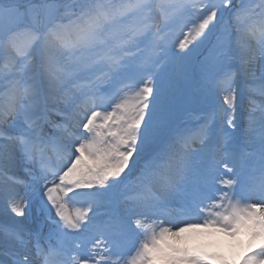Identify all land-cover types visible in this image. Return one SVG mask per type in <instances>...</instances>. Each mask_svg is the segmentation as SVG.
<instances>
[{
    "label": "snow or ice",
    "instance_id": "snow-or-ice-1",
    "mask_svg": "<svg viewBox=\"0 0 264 264\" xmlns=\"http://www.w3.org/2000/svg\"><path fill=\"white\" fill-rule=\"evenodd\" d=\"M0 61V264H264V0H0Z\"/></svg>",
    "mask_w": 264,
    "mask_h": 264
},
{
    "label": "bare ground",
    "instance_id": "bare-ground-1",
    "mask_svg": "<svg viewBox=\"0 0 264 264\" xmlns=\"http://www.w3.org/2000/svg\"><path fill=\"white\" fill-rule=\"evenodd\" d=\"M172 38H182L179 29L174 30ZM25 191L26 190L22 191L21 194L23 195ZM35 205L36 203H33L32 207L29 209L30 214L32 213V209ZM0 216L3 217L1 219V223L9 222L8 216H5L3 214H0ZM181 237V240L178 242L180 246L187 247L190 251L194 252L195 254L201 255L204 259L208 258L217 260L219 259V257H223L225 255V251L230 250L233 244H236L235 240L231 241V239L233 238L227 237L220 233L211 235L204 234L199 236H196L192 233H183L181 234Z\"/></svg>",
    "mask_w": 264,
    "mask_h": 264
},
{
    "label": "rangeland",
    "instance_id": "rangeland-1",
    "mask_svg": "<svg viewBox=\"0 0 264 264\" xmlns=\"http://www.w3.org/2000/svg\"><path fill=\"white\" fill-rule=\"evenodd\" d=\"M0 63H2V61H0ZM21 189H23V188H21ZM23 190H25V189H23ZM23 190H20V192H22ZM38 210H39L38 205L36 204L32 209V213H34L35 211L38 212ZM2 218L3 217L0 216V224H3V222L1 223ZM8 221H9L8 224L11 223V221L9 219H8ZM240 239L244 242L243 245H240L237 243L233 244L231 246L230 250L225 251V255L222 257V259L221 258H219L217 260L206 259L208 261V264H240V257L244 254L245 251L250 250L247 246L248 245L247 237L241 236ZM232 240L233 239H231V241Z\"/></svg>",
    "mask_w": 264,
    "mask_h": 264
}]
</instances>
